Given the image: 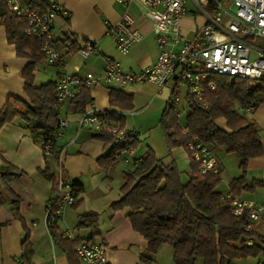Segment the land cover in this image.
<instances>
[{
  "label": "crops",
  "instance_id": "1",
  "mask_svg": "<svg viewBox=\"0 0 264 264\" xmlns=\"http://www.w3.org/2000/svg\"><path fill=\"white\" fill-rule=\"evenodd\" d=\"M56 1L68 12L67 17L54 21L52 32V40L63 54L70 52L72 44L78 50L82 43L91 41L101 49L103 57L118 61L125 72L138 73L156 62V32L136 4L127 7L117 0ZM4 2L6 1L0 0V8ZM22 3L27 4V0H22ZM125 13L133 17L135 28L141 31L143 39L132 47L129 55L122 56L116 51L106 23H118ZM197 23L198 20L190 18H184L182 21L184 30H191ZM103 57L92 55L83 59L75 52L71 53V56H65L61 66L47 62L38 64L35 68L34 86L38 88L48 82L57 83L67 75L83 77L87 73L101 74L104 69ZM31 62L29 59L17 57L15 46L8 42L0 17V112L9 97L30 104L24 94L21 73ZM49 69L51 76L44 75ZM39 72L47 77L44 78L46 82L43 80L44 82L37 83ZM112 89L132 96L131 110L119 111L110 108L108 97ZM88 92L92 101L86 108L92 105L101 112L114 111L124 117L130 116L125 117L122 128L136 136L134 152L118 157L116 165L121 162L120 170L116 166L101 168L98 159L102 158L107 150L101 142L93 138L94 133L84 129L78 130L77 122L82 113H76L69 103L63 115L68 121V128L58 140L57 147L63 151L64 177L72 183H80L82 192H75V205L67 207L56 223L47 227L45 209L56 189V161L51 155L44 154L40 141L34 139L22 121L15 120L4 125L0 129V264H82L74 254L78 240L104 245L108 264H146L141 259L142 255L151 258L149 264H163L159 251L165 246L160 247L154 256H149L148 242L132 229L128 219L129 211H113L111 205L122 196L120 189L124 184V173L133 171V161L141 159L148 150L154 152L163 167L174 163L187 177L191 174V158L185 149L179 147L168 150L160 131V119L165 111L169 88L166 87L158 93V89L150 84L128 90L108 88L102 84ZM239 112H243V117L248 122L256 125L264 147V104L257 108H239ZM217 126L228 131L224 119H219ZM141 136L142 143L139 140ZM212 154L220 165V183L217 191L227 195L231 182L242 175L238 170V160L234 161V168L229 173L225 164L227 160L233 161L231 156L234 155L227 154L220 148L213 149ZM7 165L21 174L13 176L10 175L13 171H1ZM130 166L131 171L128 170ZM45 169L54 176L52 179L45 176ZM112 172L120 177L119 196L106 199L105 180L111 177ZM245 176L248 186L256 182L262 183V186H255L251 192L241 193L238 198L264 204V156L249 160ZM16 200L17 210H14ZM87 212L98 215L95 228H77L80 216ZM254 227H257L258 234L264 237L261 233L264 230V222ZM66 231H71L76 239L62 237ZM247 260L237 263L242 264ZM198 263L202 264L200 261L196 264ZM250 264H264V257L250 259Z\"/></svg>",
  "mask_w": 264,
  "mask_h": 264
},
{
  "label": "trees",
  "instance_id": "2",
  "mask_svg": "<svg viewBox=\"0 0 264 264\" xmlns=\"http://www.w3.org/2000/svg\"><path fill=\"white\" fill-rule=\"evenodd\" d=\"M5 1V0H4ZM27 4L40 14L47 12V5L39 0H27ZM0 17L5 26L8 42L15 46L16 55L32 62L26 66L21 75L24 80V94L30 104L15 97H9L0 112V129L20 120L30 130L38 142L53 136L58 123L55 89L56 82H48L40 87L34 86L36 65L46 62L42 53L41 42L25 33V23L9 11L6 2L0 8ZM78 50L71 45L70 53ZM216 88L205 92V101L210 110L204 112L189 101V112L183 135L174 114L164 111L160 119L166 145L169 150L185 148L194 139L213 149H223L238 160L241 177L230 184L228 195L238 197L241 193L251 192L256 182L248 186L246 168L249 160L264 156L259 130L254 123L248 122L239 112V108H257L264 104V81L257 83L248 80H232L215 76L211 79ZM109 106L119 111L132 109V96L112 89L108 97ZM88 91H83L70 102L76 113H83L91 103ZM107 116L116 125H124L125 117L114 111H107ZM224 119L228 131L217 126V121ZM93 138L101 142L107 150L98 159L101 168L116 166L117 153L110 146L111 137L107 133L94 134ZM136 148V141L132 144ZM57 160V147L54 155ZM13 171V176L21 173L10 165L1 171ZM191 174L187 181H182L181 172L172 163L163 167L152 150H148L140 163L131 172L124 173L121 198L111 205L113 211L127 209L132 229L147 242V254L154 256L160 247L173 249L174 264H238L247 259L264 257V237L258 234L257 227L246 230L247 214L235 217L231 201L222 200L217 191L220 175H201L200 166L191 160ZM52 179L54 176L47 169L43 172ZM76 193L82 192L80 183H73ZM17 210L18 200L14 202ZM98 215L87 212L80 216L77 228H95ZM252 242V245H248ZM75 246V244H74ZM73 246V247H74ZM75 254V253H74ZM146 264L151 258L142 255Z\"/></svg>",
  "mask_w": 264,
  "mask_h": 264
},
{
  "label": "built area",
  "instance_id": "3",
  "mask_svg": "<svg viewBox=\"0 0 264 264\" xmlns=\"http://www.w3.org/2000/svg\"><path fill=\"white\" fill-rule=\"evenodd\" d=\"M9 11L26 25L25 33L41 42L42 53L50 65L61 66L67 51L63 54L52 40L53 24L58 18L67 17L68 12L56 0H39L47 5V12L38 13L22 0H5ZM129 7L136 4L142 15L156 32L158 49L157 60L138 73L125 72L121 64L111 57L102 55L101 49L91 41L82 43L77 53L83 59L92 55L102 56L104 69L101 74H85L83 77L67 75L56 83L55 99L58 115L53 136L41 140L45 155H54L58 140L68 128L63 117L66 106L83 91H90L97 85L120 90L135 89L150 84L158 89L169 88L165 111L177 118L181 109L187 108L192 100L204 111L210 110L205 101V92L214 91L211 81L215 76L232 80L264 81V0H117ZM184 18L198 20L191 30H184ZM108 34L113 38L116 51L130 54L132 47L141 42L143 35L135 28L133 17L125 13L116 24L106 23ZM78 130H88L94 134L107 133L111 137L110 146L116 150L117 158L132 154V144L136 136L125 128L116 125L101 112L88 106L77 122ZM188 132L183 127L182 134ZM185 151L191 160L200 166L201 175H217L220 165L211 150L197 139L189 141ZM63 151L57 147L56 189L53 198L47 203L45 220L51 227L62 216L67 207L76 203L73 183L64 177ZM140 159L134 160L138 166ZM222 200L231 201L233 214L248 217L246 230L264 222V204L224 195ZM66 239H76L71 231H66ZM252 245V242H248ZM75 255L82 264H108L105 246L91 241L78 240Z\"/></svg>",
  "mask_w": 264,
  "mask_h": 264
},
{
  "label": "rangeland",
  "instance_id": "4",
  "mask_svg": "<svg viewBox=\"0 0 264 264\" xmlns=\"http://www.w3.org/2000/svg\"><path fill=\"white\" fill-rule=\"evenodd\" d=\"M259 43L262 44L264 42L259 41ZM49 71H50V69L44 75H50L51 76ZM44 75H41L40 72H39V74L37 75V83L45 81V79L47 77H45ZM187 114H188L187 108H184V110L181 109V115L179 117V122H180V126L181 127H184V125H185ZM241 114H243V112ZM243 116H244V114H243ZM125 117L129 118L130 116L129 115H125ZM160 131H161V134H162L163 139L165 141L164 134H163V131H162L161 127H160ZM139 140L142 143V140H143L142 136L139 137ZM133 152H134V150H133ZM231 157H232L233 161L232 160H227L226 164H225V169H227L229 173L234 168V166H233L234 163H235L234 161H237L235 156H231ZM120 164H121V162H119V164L116 165V167L119 170H120ZM132 166L134 167L133 164H132ZM132 166L129 167V169H128L129 171H131L130 169L132 168ZM177 168L181 172L182 181H184V182L187 181L188 180L187 174L185 172H182L178 166H177ZM105 186L107 187L106 188L107 192L105 193L106 199L117 198V196H119L118 194H119V186H120V177L116 176V173L113 174V172H112L111 177L109 179L105 180ZM261 233H262V235H264V230H262ZM159 256L163 260L162 261L163 264H174L173 263V258H172V249L170 247H168V246L163 247L159 251ZM242 264H250V259H248L246 262L244 261Z\"/></svg>",
  "mask_w": 264,
  "mask_h": 264
}]
</instances>
